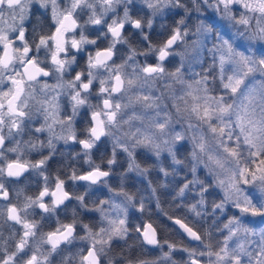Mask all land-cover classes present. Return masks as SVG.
<instances>
[{
	"label": "clouds",
	"instance_id": "obj_1",
	"mask_svg": "<svg viewBox=\"0 0 264 264\" xmlns=\"http://www.w3.org/2000/svg\"><path fill=\"white\" fill-rule=\"evenodd\" d=\"M0 264H264V0H0Z\"/></svg>",
	"mask_w": 264,
	"mask_h": 264
}]
</instances>
